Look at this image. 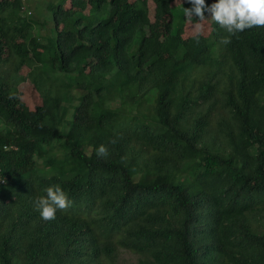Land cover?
Listing matches in <instances>:
<instances>
[{
    "label": "trees",
    "instance_id": "trees-1",
    "mask_svg": "<svg viewBox=\"0 0 264 264\" xmlns=\"http://www.w3.org/2000/svg\"><path fill=\"white\" fill-rule=\"evenodd\" d=\"M67 1L48 35L0 0V264H264V27L224 44L184 36L188 0Z\"/></svg>",
    "mask_w": 264,
    "mask_h": 264
},
{
    "label": "clouds",
    "instance_id": "clouds-1",
    "mask_svg": "<svg viewBox=\"0 0 264 264\" xmlns=\"http://www.w3.org/2000/svg\"><path fill=\"white\" fill-rule=\"evenodd\" d=\"M190 8H184L188 22L193 18L197 23L195 28L199 31L205 19H211L225 30L229 35L222 37L224 44L231 43V36L253 27H264V0H216L211 5L206 0H188ZM205 13L208 14L206 18ZM117 141L112 140L115 144ZM108 149L101 145L97 149V156L107 157ZM46 195L36 197L34 204L40 217L45 222L54 220L57 211H66L71 204L67 194L57 184L45 189Z\"/></svg>",
    "mask_w": 264,
    "mask_h": 264
},
{
    "label": "rangeland",
    "instance_id": "rangeland-1",
    "mask_svg": "<svg viewBox=\"0 0 264 264\" xmlns=\"http://www.w3.org/2000/svg\"><path fill=\"white\" fill-rule=\"evenodd\" d=\"M64 1L65 0H26L25 7L31 12H33V15L31 16L32 19L38 20L41 23L45 22L44 28L42 27L41 29H43V31L49 30L48 31V35H49L50 31H52V34H54L55 32L54 31L55 25L53 22V12H52L51 7H56L59 3H62ZM182 2L183 0H175L174 4L180 5V3ZM149 4H150V8L153 9L154 4L151 0L149 1ZM65 5H66V8H69L71 6V1L68 0ZM195 25L196 24L192 22H187L185 24L184 36L186 38L193 37L197 35L198 33L209 35L212 31L213 21L211 19H205L202 23V28L199 31L196 30ZM44 41L46 40L44 39ZM39 56H40V51H37L35 55L33 54L31 55L32 58L39 57ZM21 74L27 76V79H28L26 82L21 83L19 85V90L21 92L20 94L22 98V104L28 109H34L37 105L40 104L41 97L36 92V90L32 88L33 82L28 77L29 70L23 67V69L21 70ZM61 110H60V114L62 112ZM68 114L69 115L67 118V122L65 123L66 126L64 125L65 127H68V125L71 126L74 110H71ZM118 264H137V256L130 252L122 251L120 254V258L118 260Z\"/></svg>",
    "mask_w": 264,
    "mask_h": 264
},
{
    "label": "built area",
    "instance_id": "built-area-1",
    "mask_svg": "<svg viewBox=\"0 0 264 264\" xmlns=\"http://www.w3.org/2000/svg\"><path fill=\"white\" fill-rule=\"evenodd\" d=\"M26 10V9H25Z\"/></svg>",
    "mask_w": 264,
    "mask_h": 264
}]
</instances>
